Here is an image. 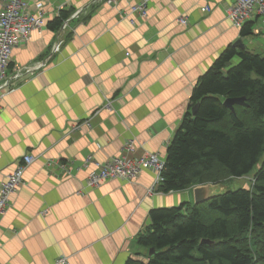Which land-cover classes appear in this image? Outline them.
<instances>
[{"label": "crops", "instance_id": "1", "mask_svg": "<svg viewBox=\"0 0 264 264\" xmlns=\"http://www.w3.org/2000/svg\"><path fill=\"white\" fill-rule=\"evenodd\" d=\"M37 1H31L33 9ZM41 1L46 24L14 49L12 67L52 56L0 107V186L25 154L37 157L24 174L25 184L0 216V264H60L61 257H67L68 264L148 259L151 248L141 245L139 237L151 224V210L191 204L193 187L149 193L155 173L145 169L133 182L117 178L87 189L84 160L89 155L101 162L120 156L130 140L135 141L136 155L148 151L166 158L193 90L215 60L237 41L244 44L237 46L239 50L264 56L263 18L248 21L253 33L244 36L243 28L227 16L233 0H149L144 18L126 15L137 0L112 5L95 0ZM63 9L83 13L69 22L65 41L52 54L60 33L48 23ZM88 68L105 81L104 89L95 94L89 90L96 75ZM66 109L76 123L88 120L90 126L72 131L63 116ZM57 112L60 129L51 123L44 127L41 117L52 121ZM25 122L29 133L35 125L37 142L50 131L61 138L53 145H21L7 130ZM61 162L69 163L71 171Z\"/></svg>", "mask_w": 264, "mask_h": 264}, {"label": "trees", "instance_id": "2", "mask_svg": "<svg viewBox=\"0 0 264 264\" xmlns=\"http://www.w3.org/2000/svg\"><path fill=\"white\" fill-rule=\"evenodd\" d=\"M73 12L61 10L48 25L60 31ZM241 32L252 34V25L247 23ZM242 96L247 106L236 105L233 112L224 105L227 97ZM263 156L264 56L230 45L193 90L167 147L158 190L169 193L247 176ZM254 177L251 187L208 201L223 215L210 223L202 220L200 207L190 211L188 202L152 209L151 224L139 243L154 253L148 259L129 257L125 264H264V162Z\"/></svg>", "mask_w": 264, "mask_h": 264}, {"label": "built area", "instance_id": "3", "mask_svg": "<svg viewBox=\"0 0 264 264\" xmlns=\"http://www.w3.org/2000/svg\"><path fill=\"white\" fill-rule=\"evenodd\" d=\"M31 1L33 0H0V69H3L5 73V78L0 79V107L5 97L12 93L23 79L47 66L52 56L33 64L12 67L14 49L22 43L28 42L33 31L42 29L46 24V16L43 12L45 2L41 0L37 1L34 3L35 5L33 4V9ZM95 1L106 2L110 5L117 4L118 2V0ZM148 7L149 0H137L130 5L126 11V15L144 18L148 15ZM207 9L210 8L207 7ZM82 13L83 9L77 10L64 21L59 31L58 40L53 46L52 54L58 52L65 41L66 27L69 22L73 18L79 17ZM227 16L239 29H242L248 21L257 16L263 18L264 25V0H233L232 4L227 8ZM179 21L188 25L186 18H180ZM132 22H134V19H132ZM83 124L90 126V121L76 123L71 130L74 131ZM36 159L37 157L31 153L25 154L15 171L9 174L2 182L0 186V216L10 206L11 196L25 184L24 174ZM122 161L124 163H121ZM165 163L166 158L158 152L147 151L142 155H136L135 141L130 140L124 145L120 156H115L105 162H101L97 161L93 155H89L84 160L83 166L89 170L86 188L93 189L106 181L117 178L133 182L143 170L150 169L155 173V180L153 186L149 189V193H155L164 180L162 171ZM61 165L67 172L71 171L72 167L69 163L61 162ZM91 165L94 167L89 169ZM58 262L60 264H68V258L61 257Z\"/></svg>", "mask_w": 264, "mask_h": 264}, {"label": "clouds", "instance_id": "4", "mask_svg": "<svg viewBox=\"0 0 264 264\" xmlns=\"http://www.w3.org/2000/svg\"><path fill=\"white\" fill-rule=\"evenodd\" d=\"M81 72V74L83 73V70H78ZM88 72L93 73V75H96V81H95V86L92 87L89 91L92 94H95L97 92L98 89L103 90L104 89V78L102 77L101 74H98L96 71H94V69L92 68H88L87 69ZM5 78V73L3 71V69H0V79ZM81 87H83V85H81ZM86 111V109H85ZM60 113L57 112L56 116L54 118V120L49 121V119L45 118V117H41V120L43 122V126L44 127H49L50 123L54 126V128L56 129H60V125L55 123V119H59L60 118ZM63 116L66 120V123L68 124L69 127H74L76 125V119L73 117L72 112L70 110H65L63 113ZM79 116V113H77V117ZM27 122H25L24 126L21 127H16L13 126L12 128L8 129V136L10 138H13L17 143L23 145L25 143H36L38 147H40L41 145H53L55 144V142L57 140H59L61 137H58L55 135L54 132H49V134L44 137L43 139H41L39 142H37L36 140V130H35V125H34V131L32 133H29L27 131L26 128ZM61 131H63L61 129ZM134 139V137H132ZM131 151V149H130ZM121 163H124V161H122Z\"/></svg>", "mask_w": 264, "mask_h": 264}, {"label": "rangeland", "instance_id": "5", "mask_svg": "<svg viewBox=\"0 0 264 264\" xmlns=\"http://www.w3.org/2000/svg\"><path fill=\"white\" fill-rule=\"evenodd\" d=\"M76 11L77 9L74 10V12L71 15H73ZM212 127L219 128L218 124H213ZM263 162H264V156L261 158V161L259 162V164L256 165L254 171L250 175L239 178H232L225 183H220L216 186L215 191L221 192L223 190L227 191V190H236L241 187H245V188L251 187L255 182L254 175L260 170ZM194 206H198L202 209V220L206 223H210L216 218L223 216L220 211L210 208L208 201L200 204H196L195 199L193 198V201L191 202V204H189V208H190L189 210L190 211L193 210Z\"/></svg>", "mask_w": 264, "mask_h": 264}, {"label": "water", "instance_id": "6", "mask_svg": "<svg viewBox=\"0 0 264 264\" xmlns=\"http://www.w3.org/2000/svg\"><path fill=\"white\" fill-rule=\"evenodd\" d=\"M235 46H240V47H244V44L241 41H237L235 43ZM224 105L226 107H228L229 109H231L233 112H235V106L236 105H248L246 102V97L242 96V97H227L224 101ZM198 109V104H196L193 108H192V112L193 114H195L197 112ZM222 182H218V183H205V184H199V185H195L193 186V191H194V199H195V203L196 204H200L206 201H209L213 198L219 197L224 195L227 191L223 190L221 192H216V186L218 184H220ZM212 243V241H210L209 239H203L202 243ZM154 253V248L150 249V255L152 256Z\"/></svg>", "mask_w": 264, "mask_h": 264}]
</instances>
